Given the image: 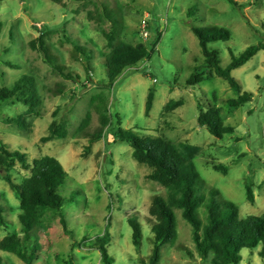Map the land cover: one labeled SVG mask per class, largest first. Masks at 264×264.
I'll use <instances>...</instances> for the list:
<instances>
[{"label":"rangeland","instance_id":"1","mask_svg":"<svg viewBox=\"0 0 264 264\" xmlns=\"http://www.w3.org/2000/svg\"><path fill=\"white\" fill-rule=\"evenodd\" d=\"M234 1L235 5L227 0H91L63 5L50 0L0 2V89L11 88L22 75H28L35 79L41 98L38 115L27 117L25 130L6 125L4 120L23 114L26 107L15 98L1 102L0 139L11 150L26 153L30 165L44 155L55 157L67 173L59 194L68 198L79 191L75 201L65 204L61 211L69 235L63 233L59 215L50 210L44 211L41 224L31 230L30 246L39 247L38 258L32 264H149L153 233L148 210L152 197L165 196V189L148 180L151 169L136 162L132 149L117 141L115 132L119 127L140 137L160 135L198 147L194 165L207 189H216L220 198L233 202L242 219L264 214V51L259 50L231 73L242 92L252 94V100L239 107L226 104L239 93L221 77L214 76L194 87L186 85L196 68L208 73L190 25L215 26L230 32V40L209 44V49L218 53L223 68L230 63L231 54L238 56L264 42V0ZM101 4L119 20L116 42L146 43L148 47L147 56L135 67L125 69L110 88L105 87V55L109 49L101 32L108 31L110 24H97L87 17L95 5ZM191 8L195 13L188 17ZM143 19L148 23L147 39L139 34ZM157 32L161 36L156 43ZM41 33L46 34L50 53L65 68L64 73L79 79L68 80L54 72L44 63L43 56L29 46ZM76 45L91 53L89 75L76 57ZM149 92L154 98L146 116ZM97 95L107 103L109 126L99 141L90 144V136L100 126L99 113L91 105V99ZM179 101L180 107L163 111L167 103ZM198 103L215 106L224 125L232 127L234 133L217 139L201 128L197 123ZM87 115L89 124L79 131ZM58 118L67 121V137L42 142L48 125ZM212 164L225 166L227 172L215 171ZM10 174L20 184L29 170L17 166ZM246 185L252 187V204L246 199ZM19 204L16 195L0 179V207L5 222L0 226V240L21 235ZM174 211L177 239L174 245L161 248L158 264H203L192 242L190 226L180 210ZM198 213L204 220L203 211L199 209ZM132 216L137 217L142 230L138 250L132 244L128 223ZM106 228L111 236L107 263L101 262L98 250L92 247L94 239ZM73 243L80 246L73 247ZM261 251V246L243 249L239 264H264ZM0 257L2 264H25L9 252L0 250Z\"/></svg>","mask_w":264,"mask_h":264},{"label":"trees","instance_id":"2","mask_svg":"<svg viewBox=\"0 0 264 264\" xmlns=\"http://www.w3.org/2000/svg\"><path fill=\"white\" fill-rule=\"evenodd\" d=\"M2 0H0L1 2ZM57 5L64 2L90 3L91 0H50ZM235 5L234 0H227ZM195 11L189 9L187 16L191 17ZM89 20L97 24L108 22L110 29L102 30V36L106 41V48L109 49L105 55L108 83L105 87H112L118 76L125 69L133 68L147 56L148 47L146 43L130 44L124 41H117L120 23L113 12L101 4L95 5L94 11L87 13ZM190 29L198 40L201 53L204 57L208 73H203L196 68L186 81L187 86H197L204 80H210L214 76L223 78L230 88L237 91L239 96L236 99L226 101L231 108L239 107L252 100V94L242 92L239 83L232 77L231 73L248 61H250L259 50L264 51V42L255 47H249L238 56L231 54V61L225 67L219 63L218 53L209 49V44L217 41H228L231 34L228 30L209 26L195 27ZM45 33H41L36 39L29 43V46L38 51L44 63L54 72L61 74L65 79H79L71 74H65V68L59 65L45 41ZM161 34L157 32L155 42L160 39ZM77 58L81 60L84 71L87 75L91 72V53L82 46H75ZM9 67H14L7 62ZM15 98L26 107V111L15 117L4 120L6 125L14 126L19 130L28 127L27 117L38 115L36 109L41 104L38 86L35 79L28 75H22L11 88L0 89V103ZM153 93L149 92L145 104V115L148 116L152 104ZM97 103V104H96ZM181 102H169L164 106L163 111L169 112L181 106ZM91 105L96 107L99 113L100 126L90 136V144L99 141L106 128L109 126L107 117V103L99 95L91 99ZM197 123L210 135L222 139L227 134H233L234 129L224 125L220 113L215 106L204 107L197 104ZM53 117H56L54 112ZM90 116L87 115L81 122L79 131H83L89 124ZM117 124L120 126V119L116 116ZM67 121L63 118L53 120L47 128V135L41 138L42 142L53 139H65L67 137ZM118 142L128 145L132 149V157L139 164L146 165L151 169L147 179L153 181L165 189V196L156 195L152 197L148 210L151 217V232L153 233V247L149 258V264H158L161 258V248L165 244L174 245L177 239V223L175 209L181 211V216L191 228V238L196 253L201 262L209 264H239L242 260L243 249L253 250L262 247L260 254L264 255V214L261 216H247L240 218L238 207L230 201L220 198V192L216 189L206 187V183L199 175L194 160L200 149L187 141L173 142L163 136L140 137L132 130L118 128L115 132ZM86 151L89 147L85 148ZM87 152H85L86 154ZM17 166L28 171L20 184L11 177V171ZM212 169L223 174L227 168L223 165L212 164ZM67 173L59 161L50 155H44L34 159L30 165L26 153L11 150L8 145L0 139V179L4 181L11 192L19 200L21 213L18 220L21 226V235L6 236L0 240V250L16 255L25 264H32L38 258L39 247L31 243L30 232L34 226L41 224L44 211L50 210L59 215V223L63 233L69 235L67 222L61 211L65 204L75 201L79 191H74L68 198H63L59 190L64 186ZM207 190L204 192V190ZM246 199L249 203L254 202L252 187L246 185ZM204 213V220L200 219L198 211ZM3 208L0 207V226H4ZM132 230V244L139 249L142 239L141 225L137 217L128 218ZM109 227V222H108ZM111 236L108 228L104 233L96 237L92 247L100 254L101 262H108V245ZM80 246L79 243H73ZM0 264L2 259L0 257Z\"/></svg>","mask_w":264,"mask_h":264},{"label":"built area","instance_id":"3","mask_svg":"<svg viewBox=\"0 0 264 264\" xmlns=\"http://www.w3.org/2000/svg\"><path fill=\"white\" fill-rule=\"evenodd\" d=\"M139 34L143 39L148 38V23L146 19H143L139 26Z\"/></svg>","mask_w":264,"mask_h":264}]
</instances>
